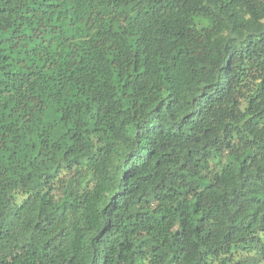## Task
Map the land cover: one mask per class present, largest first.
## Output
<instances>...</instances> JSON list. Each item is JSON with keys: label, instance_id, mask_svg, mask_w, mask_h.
<instances>
[{"label": "trees", "instance_id": "trees-1", "mask_svg": "<svg viewBox=\"0 0 264 264\" xmlns=\"http://www.w3.org/2000/svg\"><path fill=\"white\" fill-rule=\"evenodd\" d=\"M0 264H264V0H0Z\"/></svg>", "mask_w": 264, "mask_h": 264}]
</instances>
